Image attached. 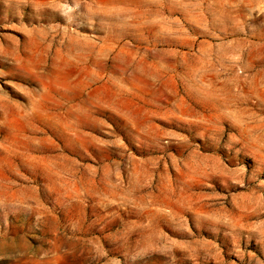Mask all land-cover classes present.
<instances>
[{
    "label": "rangeland",
    "instance_id": "1",
    "mask_svg": "<svg viewBox=\"0 0 264 264\" xmlns=\"http://www.w3.org/2000/svg\"><path fill=\"white\" fill-rule=\"evenodd\" d=\"M0 264H264V0H0Z\"/></svg>",
    "mask_w": 264,
    "mask_h": 264
}]
</instances>
